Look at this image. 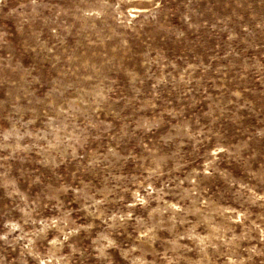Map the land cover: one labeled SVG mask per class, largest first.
<instances>
[{
    "label": "rangeland",
    "instance_id": "obj_1",
    "mask_svg": "<svg viewBox=\"0 0 264 264\" xmlns=\"http://www.w3.org/2000/svg\"><path fill=\"white\" fill-rule=\"evenodd\" d=\"M0 264H264V0H0Z\"/></svg>",
    "mask_w": 264,
    "mask_h": 264
}]
</instances>
